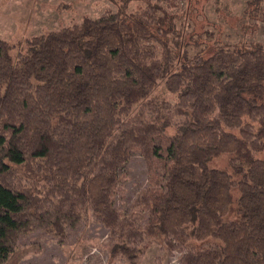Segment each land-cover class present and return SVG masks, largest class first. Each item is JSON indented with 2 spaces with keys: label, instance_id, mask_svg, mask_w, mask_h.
Segmentation results:
<instances>
[{
  "label": "trees",
  "instance_id": "trees-1",
  "mask_svg": "<svg viewBox=\"0 0 264 264\" xmlns=\"http://www.w3.org/2000/svg\"><path fill=\"white\" fill-rule=\"evenodd\" d=\"M132 1L17 54L0 38V259L10 229L35 220L62 234L52 212L91 211L110 228L111 255L130 264L145 236L191 244L181 264H264V43L205 29L202 0L182 12L171 10L178 0L130 11ZM263 2L248 0L249 19L264 21ZM132 151L149 172L136 200L150 214L144 228L113 206ZM222 154L231 170L210 164Z\"/></svg>",
  "mask_w": 264,
  "mask_h": 264
},
{
  "label": "rangeland",
  "instance_id": "rangeland-1",
  "mask_svg": "<svg viewBox=\"0 0 264 264\" xmlns=\"http://www.w3.org/2000/svg\"><path fill=\"white\" fill-rule=\"evenodd\" d=\"M248 0H202L204 14L209 22L205 29L214 30L230 43L242 39L264 43V21L247 17ZM119 0H0V38L13 44V53L27 47L26 40L36 35L58 30L62 27L81 23L85 16L100 18L114 14ZM264 6V2L262 3ZM143 6L142 0H133L129 10L135 11ZM188 8L187 0H178L171 10L182 12ZM194 17L200 20L203 15L197 12ZM193 18H184L185 31H190ZM192 20V22H191ZM250 24V28L244 25ZM215 24V25H213ZM256 24V25H254ZM195 51V48H193ZM164 87L159 86L152 94L163 97ZM164 97L175 100V96ZM134 107L133 113L138 107ZM262 157L261 154H259ZM213 167L231 170L230 157L222 154L213 159ZM119 181L113 195L114 208L132 219L139 228H144L150 219L148 210L137 203L139 193L149 186V172L144 157L139 151H132L130 159L118 170ZM61 217L64 232H49L46 223L30 221L10 229L5 242L11 254L0 259V264H130L121 256L110 253V228L99 221L91 211L80 218L57 215L52 212L50 220ZM195 243V244H194ZM202 247V242H194ZM141 247L136 264H181V257L191 244L176 243L168 249L163 239L145 236L134 241Z\"/></svg>",
  "mask_w": 264,
  "mask_h": 264
}]
</instances>
